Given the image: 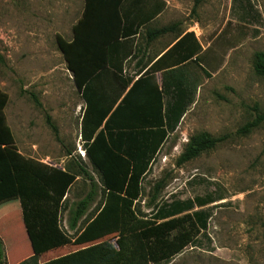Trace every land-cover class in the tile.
Returning a JSON list of instances; mask_svg holds the SVG:
<instances>
[{
	"label": "rangeland",
	"instance_id": "rangeland-1",
	"mask_svg": "<svg viewBox=\"0 0 264 264\" xmlns=\"http://www.w3.org/2000/svg\"><path fill=\"white\" fill-rule=\"evenodd\" d=\"M171 2L172 19L179 24L177 33L196 27L197 34L211 42V77L205 79L196 69L194 74L186 70L189 85L196 74L201 85L192 88V103L144 177L136 209L149 216L154 205L221 199L202 208L210 213L206 232L195 236L168 264H264V121L248 133H238L257 115H264V78L252 68L254 54H264V0ZM82 8L83 0H0V93L7 99L3 115L14 149L36 161L62 162L65 170L68 167L74 173L82 167L98 187L94 204L76 232L70 231L68 211L90 190L83 176L76 178L60 214V226L70 244L43 254L38 264H66L74 252L100 242L118 249L116 232L100 238L118 229L117 219L92 225L88 234L93 238L84 232L102 202V192L98 174L78 154L84 104L56 41V36L71 40V28ZM48 123L55 126L56 134ZM203 132L226 139L178 165L189 138ZM159 182L163 188L151 205ZM0 242V264H19L32 255L14 192L0 196Z\"/></svg>",
	"mask_w": 264,
	"mask_h": 264
},
{
	"label": "trees",
	"instance_id": "trees-1",
	"mask_svg": "<svg viewBox=\"0 0 264 264\" xmlns=\"http://www.w3.org/2000/svg\"><path fill=\"white\" fill-rule=\"evenodd\" d=\"M124 0H83L81 18L72 27V39L66 41L56 36L57 46L66 69L85 104L80 123V138L85 157L98 174L102 202L89 218L84 232L96 222L117 219L118 229L115 249L108 242H100L74 252L66 264H168L179 255L195 236L206 232L210 213L202 210L221 199L206 197L175 201L167 205H154L149 216L136 209L142 194V181L160 149L173 133L192 103V88L201 85V77L194 75L189 85L184 72L189 67L209 79L211 73L202 67L198 58L189 61L193 52L180 40L167 51L129 89L118 103L121 92L111 96L99 85L101 75L117 67L130 55L122 43L127 36L123 27L121 7ZM198 6V1L193 6ZM179 27H169L151 32L148 40L172 32ZM180 51V52H178ZM183 51V52H182ZM206 54L201 60L206 63ZM200 60V59H199ZM163 61H168L174 78V89L164 106V91L159 90L151 75ZM253 73L264 78V54L255 53ZM40 107L35 96H31ZM7 102L0 93V196L15 193L20 207L22 224L32 255L19 264H38L39 257L70 244V237L60 226V214L66 195L78 176L90 185L87 195L68 211L67 227L75 231L98 194V187L82 167L74 173L48 168L38 161L25 158L14 149V140L5 124L3 109ZM264 121V115L245 124L238 133H248ZM56 134L55 126L48 123ZM226 136L211 137L203 132L189 138L178 158V165L190 162L214 149ZM71 156V153H68ZM163 182L156 185L150 204L157 202ZM199 208L197 211H193ZM94 238V239H100ZM2 247L0 242V260Z\"/></svg>",
	"mask_w": 264,
	"mask_h": 264
},
{
	"label": "crops",
	"instance_id": "crops-1",
	"mask_svg": "<svg viewBox=\"0 0 264 264\" xmlns=\"http://www.w3.org/2000/svg\"><path fill=\"white\" fill-rule=\"evenodd\" d=\"M171 1L172 0H124L122 2L121 16L123 20V27L127 32V36L119 39V41L116 43H122L125 47V50L123 51H130V55L121 63L118 62L119 65H117V67L114 69L119 70H110L106 73H103L100 78L101 83L99 84L102 89L108 91V94H111V96L120 93L124 84H127L125 90L121 92V97L118 103L126 95L131 86L180 40H182V43H187L190 47V50L193 52L189 61H194L196 58H198L200 65L202 67H207H205L206 70H208V65L212 63L210 50L211 42L203 40L195 31L196 27L186 29L179 34L177 33L178 27L174 31L157 36L152 40L147 39V36L151 32L169 27L170 25L176 23L172 19L174 11L171 9ZM82 13L83 8L78 20L81 18ZM205 53H207L206 63L201 60V56ZM175 69L176 67L169 68L168 61H163L159 65L158 69H156V71L151 74L154 78V83L157 85L159 90L164 91V106L167 104L168 99H170L171 92L175 86V82L173 80L174 78L172 77L171 73V71L173 72ZM188 70L189 72L193 73L195 68L192 66L189 67ZM197 72L199 75H201L199 71ZM158 77L160 82L157 80ZM184 78L188 79L186 76ZM84 110L85 104L83 106L80 123ZM80 144L81 151H84L81 138Z\"/></svg>",
	"mask_w": 264,
	"mask_h": 264
},
{
	"label": "built area",
	"instance_id": "built-area-1",
	"mask_svg": "<svg viewBox=\"0 0 264 264\" xmlns=\"http://www.w3.org/2000/svg\"><path fill=\"white\" fill-rule=\"evenodd\" d=\"M78 154L84 158L85 157V152L81 151V149L78 150ZM39 163H41L42 165L51 168V169H55L61 172L65 171L64 165L62 162H56L53 160H50L49 158H45L43 160L38 161Z\"/></svg>",
	"mask_w": 264,
	"mask_h": 264
}]
</instances>
